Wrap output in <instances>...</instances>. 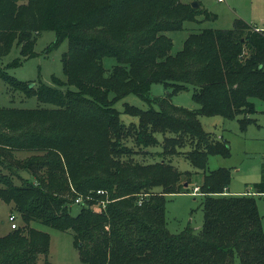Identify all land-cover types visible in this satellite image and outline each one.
Returning <instances> with one entry per match:
<instances>
[{"label":"trees","instance_id":"16d2710c","mask_svg":"<svg viewBox=\"0 0 264 264\" xmlns=\"http://www.w3.org/2000/svg\"><path fill=\"white\" fill-rule=\"evenodd\" d=\"M199 15L215 17L182 0H0V57L13 44L22 57L35 55L44 30L55 33L51 45L67 41L65 79L52 75L55 85L8 74L18 58L0 65L11 91L38 100L0 105V198L23 221L0 236V264H51L50 236L31 221L70 230L85 264H264L256 199L226 190L228 167L204 171L196 185L199 228L172 233L166 225L165 194L189 192L209 155L230 154L199 115L238 117L244 130L255 99L264 102V32L242 18L190 32L171 52L166 32ZM104 56L116 61L108 72ZM152 83L169 90L150 96ZM189 86L198 107L174 104L171 96ZM128 93L148 107L124 102L123 112L137 117L124 123L114 103ZM21 151L30 154L18 157ZM180 155L196 169H178L172 159ZM252 187L264 193V175Z\"/></svg>","mask_w":264,"mask_h":264},{"label":"rangeland","instance_id":"374dc122","mask_svg":"<svg viewBox=\"0 0 264 264\" xmlns=\"http://www.w3.org/2000/svg\"><path fill=\"white\" fill-rule=\"evenodd\" d=\"M198 1L202 8L207 9L214 16H198L197 21H186L180 30L167 31V35L172 38L173 45L171 52H176L181 48L184 38L190 32H197L204 27L225 29L232 26L233 18L238 15L250 21L251 26H264V0H182ZM235 9V11L233 10ZM248 18V19H247ZM250 18V19H249ZM244 19V20H245ZM55 40V33L52 30H44L36 34L33 45L35 55L22 57L19 54V47L13 44L11 50L0 57V65H5L14 58L19 59V63L6 68L8 74L20 80H32L30 83L35 86L40 80L46 84L55 85L51 76L55 75L60 79H65L61 67V54L67 49V41L64 39L56 46L51 45ZM116 61L113 57L104 56L102 64L108 72ZM60 88H73L71 85H61ZM166 90L161 83L150 85V96L164 95ZM192 87L182 89L171 96L174 104L197 108L198 104L191 97ZM137 105L147 108L148 104L133 93H128L118 99L114 106L118 109L120 119L124 123L137 121V117L123 112V103ZM257 111L252 116L257 117V124L249 123L244 130H241L238 117L231 119L220 115H199V120L206 131L222 136L228 141L230 154L226 157L219 155H209L204 170H197L191 175L188 189L189 192H174L165 194V220L170 232L175 233L190 224L195 229L202 224L203 210L201 205L202 195L193 192V188L202 181L204 171H209L217 166H225L230 169V181L228 187L234 192H247L254 194L257 209L262 218L264 232V193H253L252 184L261 179L264 175V102L255 99ZM0 105H11L18 107H35L38 100L35 96L23 97L20 91H11L7 84L0 79ZM259 111V112H258ZM244 131V132H243ZM161 139V134H158ZM157 148V147H156ZM160 147L158 146V149ZM30 154L29 151L17 152L18 157ZM172 163L180 170H195L188 160L181 155L172 159ZM24 177L33 178L27 172L22 171ZM184 179V178H182ZM159 189V188H158ZM15 215L16 225H22L20 215L14 210L13 203L5 202L0 198V236L10 229L8 215ZM30 225L48 232L50 244L47 259L51 264H85L79 258L77 247L73 244V235L70 230H59L51 226L44 225L38 221H31Z\"/></svg>","mask_w":264,"mask_h":264},{"label":"built area","instance_id":"2783aa9c","mask_svg":"<svg viewBox=\"0 0 264 264\" xmlns=\"http://www.w3.org/2000/svg\"><path fill=\"white\" fill-rule=\"evenodd\" d=\"M252 29L255 30V31H258V32H264V26H257V25H252ZM97 192H102L100 190H97ZM193 192H198V187L195 186L193 188ZM254 193V192H253ZM80 201V197H78L77 199H75V202H78ZM8 219L10 221V228H15L17 225H16V222H15V215L13 213H10L8 215Z\"/></svg>","mask_w":264,"mask_h":264},{"label":"crops","instance_id":"0c3cea01","mask_svg":"<svg viewBox=\"0 0 264 264\" xmlns=\"http://www.w3.org/2000/svg\"><path fill=\"white\" fill-rule=\"evenodd\" d=\"M185 2H189V1H185ZM233 10L235 11V9L233 8ZM236 17H239L238 15H235L234 16V18H233V20L236 18ZM241 18V17H240ZM243 19V18H242ZM245 19V18H244ZM243 19V20H244ZM248 19V18H247ZM250 19V18H249ZM245 21H246V19H245ZM251 21V20H250ZM250 21H246V22H248L250 25L251 24H253V23H251ZM232 24H233V22H232ZM256 111H257V109H256ZM259 112V111H258ZM253 114V113H252ZM252 114L250 115L251 116V118H252V121L251 122H249V123H255V124H257V125H259L258 123H257V117L256 116H252ZM248 123V124H249ZM245 131V130H244ZM243 131V132H244ZM218 136V135H217ZM217 167H219V166H217ZM263 170H264V167H263ZM226 190H228L229 192H231V193H242V192H234V191H231L230 189H229V187L226 189ZM249 191V190H248ZM247 191V192H248ZM245 192V191H244Z\"/></svg>","mask_w":264,"mask_h":264},{"label":"water","instance_id":"95a60500","mask_svg":"<svg viewBox=\"0 0 264 264\" xmlns=\"http://www.w3.org/2000/svg\"><path fill=\"white\" fill-rule=\"evenodd\" d=\"M189 4H190L191 7H193V8H197V7L200 5L198 1H191Z\"/></svg>","mask_w":264,"mask_h":264}]
</instances>
